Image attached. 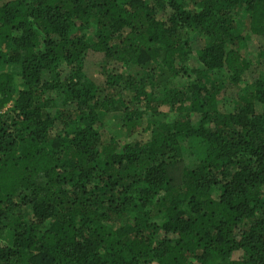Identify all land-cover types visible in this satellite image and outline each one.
<instances>
[{"label": "trees", "instance_id": "trees-1", "mask_svg": "<svg viewBox=\"0 0 264 264\" xmlns=\"http://www.w3.org/2000/svg\"><path fill=\"white\" fill-rule=\"evenodd\" d=\"M255 38L264 0H0V264H264Z\"/></svg>", "mask_w": 264, "mask_h": 264}, {"label": "rangeland", "instance_id": "rangeland-1", "mask_svg": "<svg viewBox=\"0 0 264 264\" xmlns=\"http://www.w3.org/2000/svg\"><path fill=\"white\" fill-rule=\"evenodd\" d=\"M93 27L94 26H91L90 29H88L86 32V36L89 39H91L93 36V32H94ZM251 51L252 53H256V54H264V41L255 38L251 44ZM101 60L102 59L100 56L89 53L85 57L84 63H83L84 75L91 83L99 87L98 88L99 90L102 84L104 83V78H105L104 75L102 74V65L100 64ZM188 65L191 67H196L197 63L194 62L193 60H190ZM259 65H260L259 66L260 72L264 74V58H260ZM13 70L14 68L9 69L10 72ZM207 78L209 82L218 84V86H220L223 89V91H221L223 92L224 97H225L223 100V104L224 106H226L228 109L231 110L234 106V103H232V98L235 97V100H236V96L239 93L237 92L238 89H235V88L229 89L225 87L228 79H227V75L224 73L214 72L213 74H209ZM188 82L189 80H187L186 78H177V79L169 78L168 80H165L162 83L163 84L166 83L165 85L171 89H178V88H184ZM255 109L257 112L264 111V103L256 102ZM103 118H104L103 121L105 123L104 131H103V139L104 141H106L108 138H110V135L112 134V130L109 131L110 128L114 127L116 123L118 122V115L117 113H110V114L105 115ZM175 119L176 117L174 115H170L168 117V121H174ZM145 136L147 137L146 134ZM136 138L137 136H134L128 139L127 141H130Z\"/></svg>", "mask_w": 264, "mask_h": 264}]
</instances>
